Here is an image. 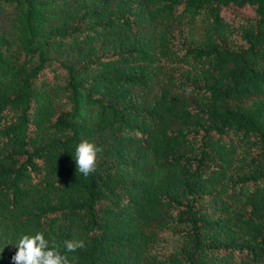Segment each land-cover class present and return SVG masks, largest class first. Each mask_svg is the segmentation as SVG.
Returning <instances> with one entry per match:
<instances>
[{
    "label": "trees",
    "instance_id": "obj_1",
    "mask_svg": "<svg viewBox=\"0 0 264 264\" xmlns=\"http://www.w3.org/2000/svg\"><path fill=\"white\" fill-rule=\"evenodd\" d=\"M37 231L78 264H264V0H0V264Z\"/></svg>",
    "mask_w": 264,
    "mask_h": 264
},
{
    "label": "clouds",
    "instance_id": "obj_2",
    "mask_svg": "<svg viewBox=\"0 0 264 264\" xmlns=\"http://www.w3.org/2000/svg\"><path fill=\"white\" fill-rule=\"evenodd\" d=\"M102 151L94 142L82 140L75 149L77 172L88 177L96 171L97 154ZM17 251L11 257L14 264H78V257L70 255L85 247L80 239H67L63 243L48 240L41 231L24 234L15 243Z\"/></svg>",
    "mask_w": 264,
    "mask_h": 264
},
{
    "label": "rangeland",
    "instance_id": "obj_3",
    "mask_svg": "<svg viewBox=\"0 0 264 264\" xmlns=\"http://www.w3.org/2000/svg\"><path fill=\"white\" fill-rule=\"evenodd\" d=\"M165 241H167V242H177V238H175V237H166V238H161V242H165Z\"/></svg>",
    "mask_w": 264,
    "mask_h": 264
}]
</instances>
